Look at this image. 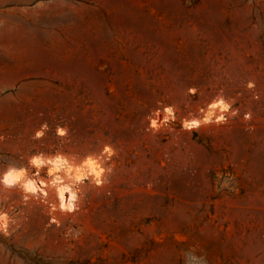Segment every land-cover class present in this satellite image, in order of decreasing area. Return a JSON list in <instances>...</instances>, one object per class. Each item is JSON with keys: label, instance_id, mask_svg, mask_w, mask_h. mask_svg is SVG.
<instances>
[{"label": "rangeland", "instance_id": "obj_1", "mask_svg": "<svg viewBox=\"0 0 264 264\" xmlns=\"http://www.w3.org/2000/svg\"><path fill=\"white\" fill-rule=\"evenodd\" d=\"M104 148L58 222L0 185V264H264V0H0V173Z\"/></svg>", "mask_w": 264, "mask_h": 264}, {"label": "bare ground", "instance_id": "obj_2", "mask_svg": "<svg viewBox=\"0 0 264 264\" xmlns=\"http://www.w3.org/2000/svg\"><path fill=\"white\" fill-rule=\"evenodd\" d=\"M230 110H231L230 105H227L222 101L215 102V103L209 105L206 109H204L202 111L200 110L201 112L199 114L201 116L199 118H191L188 120H184L182 123V127L186 130H190V131L194 130L195 131V130H199L203 127H206L210 123H213V122L226 121L228 115L231 114ZM167 114H168V112H167ZM171 116L172 115H167V119H165V117H160L159 114H155V116L153 117V120L150 122L151 128L158 129L162 126V124L170 122L173 118L175 119V117H171ZM153 121L155 122V124H153ZM187 125H190V126H187ZM58 135H64V134L58 133ZM110 152H111V150L104 148L100 155L88 156L85 159L83 158L82 161L77 160L76 158L74 159L71 156L59 154V156L63 157L64 159H66L68 161L69 166L72 167L73 169L78 168V167L82 168L84 161L89 159V158L93 159L97 164H99L100 168L103 169V172L101 173V176H100V180H101L100 184H96V182H95L96 177L91 175V174H88L86 169L84 170V175H83L82 179L79 181H76L74 179V177L76 175L75 171H73L72 173H67L65 171H61L60 173L56 174V175H59L61 177L64 184L71 185L72 189L77 193V199H76V201H74V209L72 211L60 209L59 197H58V193L56 191L57 186L51 184V181L55 177L54 176L49 177L47 175V167L41 168V169H45L47 179L45 180V179L40 178V173H39V180H43L44 184L43 185H40L39 183L37 184L39 191H37L35 194L25 193L19 185L13 186V187H19L22 190L24 198L27 197V198H25L27 200H30L32 198H41L44 200L51 199L50 211L53 215L52 221L58 222V220L62 219L63 215H69V214H73L76 212V208H77V205H78L79 200H80V193H81V190L84 186H86L88 183H92L95 186H101L104 184L105 174L107 173L106 162L108 161V158L110 157V156H108V154ZM105 156L107 158H105ZM53 157H55V156H53ZM46 158H51V157H46ZM36 171L34 173H36ZM34 173L32 175L28 173L29 178L36 179ZM65 198H67V193L65 194ZM0 230H4V229H0Z\"/></svg>", "mask_w": 264, "mask_h": 264}, {"label": "clouds", "instance_id": "obj_3", "mask_svg": "<svg viewBox=\"0 0 264 264\" xmlns=\"http://www.w3.org/2000/svg\"><path fill=\"white\" fill-rule=\"evenodd\" d=\"M166 111L169 114L171 113V109H166ZM165 119H167V116ZM153 124H155L154 121ZM40 135H42V133L38 132L37 136ZM29 163L37 170L36 173H34L36 179L29 178L27 170L23 167H8L5 171L0 173V185L8 188L19 185L25 193L35 194L39 191L37 184H44L43 180H39V170L43 167H47V175L49 177H55L51 181V184L57 186L56 191L59 197V207L62 210L72 211L74 209V201L77 199V193L72 189L71 185L64 184L61 177L56 174L61 171H65L67 173L75 171L76 175L74 179L79 181L82 179L84 170L86 169L88 174L96 177V184L101 183L100 176L103 169H101L99 164L91 158L84 161L82 168L78 167L75 169L70 167L68 161L59 155L51 158H46L42 155L33 156ZM66 193L67 198H65ZM8 223L9 217L7 213L0 210V229H7Z\"/></svg>", "mask_w": 264, "mask_h": 264}, {"label": "built area", "instance_id": "obj_4", "mask_svg": "<svg viewBox=\"0 0 264 264\" xmlns=\"http://www.w3.org/2000/svg\"><path fill=\"white\" fill-rule=\"evenodd\" d=\"M112 157V156H111Z\"/></svg>", "mask_w": 264, "mask_h": 264}, {"label": "crops", "instance_id": "obj_5", "mask_svg": "<svg viewBox=\"0 0 264 264\" xmlns=\"http://www.w3.org/2000/svg\"><path fill=\"white\" fill-rule=\"evenodd\" d=\"M44 157V156H43Z\"/></svg>", "mask_w": 264, "mask_h": 264}]
</instances>
